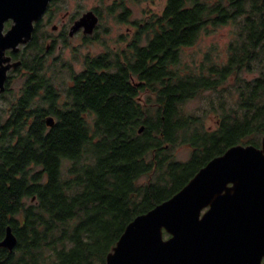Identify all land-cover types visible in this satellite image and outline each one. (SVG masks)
<instances>
[{"label":"trees","instance_id":"trees-1","mask_svg":"<svg viewBox=\"0 0 264 264\" xmlns=\"http://www.w3.org/2000/svg\"><path fill=\"white\" fill-rule=\"evenodd\" d=\"M99 6L130 19L125 0ZM144 13L116 47L89 36L107 48L88 52L78 72L49 64L35 38L20 89L7 96L9 80L0 92V240L9 225L17 237L13 249L0 246V264H106L136 215L229 147L260 146L264 0H166ZM226 24L233 36L222 59L214 46L185 59L203 33ZM206 91L217 92L208 107L186 108ZM211 111L215 126L206 124ZM180 145L191 149L186 161L175 154Z\"/></svg>","mask_w":264,"mask_h":264},{"label":"water","instance_id":"water-1","mask_svg":"<svg viewBox=\"0 0 264 264\" xmlns=\"http://www.w3.org/2000/svg\"><path fill=\"white\" fill-rule=\"evenodd\" d=\"M50 0H0V92L6 90L11 62L32 38L34 23ZM14 21L5 30V22ZM93 9L75 22L92 33ZM47 117V124H54ZM143 127L140 128V131ZM165 231L168 233L165 236ZM9 225L0 246L13 249ZM264 260V136L260 146L235 144L215 156L170 198L136 215L125 227L106 264H262Z\"/></svg>","mask_w":264,"mask_h":264},{"label":"rangeland","instance_id":"rangeland-1","mask_svg":"<svg viewBox=\"0 0 264 264\" xmlns=\"http://www.w3.org/2000/svg\"><path fill=\"white\" fill-rule=\"evenodd\" d=\"M113 1L114 0H55L52 4L51 11L48 12V15L45 16V21H47L49 17H52V21L46 27V30H51V26L54 24L59 25L63 21H68L70 17L75 15L76 13H81L96 6L100 8L101 6L99 5L102 4H105L107 6ZM125 3H127V5H129L131 9L130 19H141L145 14L144 9L147 7L151 8L154 11L161 12L166 3V0H125ZM107 9V7L102 8V29L99 31L98 37L101 40H106V44H108L110 47H116V45L119 44L117 40L122 34L125 33L130 38L134 31L132 25L120 21L116 18L115 15H109ZM116 13L119 14V11H117ZM232 31V25L226 24L218 27V29L214 31L203 33L199 41L195 45L187 47L185 49V59L190 60L194 56V58L199 61L203 57L204 53L210 51L211 47L213 46L216 47L215 51H212L213 54L219 55L222 59V57H224L227 53V46L233 36ZM71 42L72 44L68 43V46L61 43V46H58V48H56L54 56H59V65H61L63 62L67 65H70V63L78 62V57L82 56L81 53L83 47L84 52L86 53L104 52L107 48L102 42L98 41H94L92 43L88 42V45H85L83 47L79 44L80 41L78 39H75ZM77 66L80 69V63H78ZM61 73L63 79H65L66 77L68 78V67H64ZM243 75L247 78H252L254 75H256V73L246 71L243 73ZM233 82L234 80L232 79L228 83L232 84ZM21 84L22 80L20 78L15 79V81L11 82L10 88L14 90L12 92H9L7 96L13 97L15 95V92L20 89ZM216 95L217 92L206 91L202 95L190 99L186 103V108L190 111L202 112L203 108L208 107L211 98H216ZM215 119V114L211 111L207 115L206 124L208 126H215ZM175 154L177 158L186 161L190 158L191 149L188 145H180L177 147Z\"/></svg>","mask_w":264,"mask_h":264},{"label":"flooded vegetation","instance_id":"flooded-vegetation-1","mask_svg":"<svg viewBox=\"0 0 264 264\" xmlns=\"http://www.w3.org/2000/svg\"><path fill=\"white\" fill-rule=\"evenodd\" d=\"M54 1L55 0L49 1V4L44 14L40 17L38 21L34 23V30L32 33L31 40L28 43L21 45L20 49L17 51L14 50L13 48H8L6 50V54L11 57V62L20 61V64L17 67H11V69L8 71V79L6 82V86L9 80L11 83L15 81V79H18V78L25 79L27 75V69L24 66V62L26 58L31 54L29 44H31V41H33L35 38L37 39V42L40 46L43 45V48H42L43 53L41 54V56H44L47 62H49V64H52L55 62L59 63V56L58 55L54 56V53L56 52L55 51L56 48H58V46L59 47L61 46V43L68 46V43L72 44L71 41L78 39L80 41L79 44L83 47L85 45H88L89 36H93L99 33L102 15L99 13V10H96L94 7L92 9L98 15L99 21L97 25L95 26L92 33H88L85 26H81L72 32V28L75 22L77 21V19H79L83 15L85 11L81 13H76L75 15L71 16L68 21H63L59 25L58 24L52 25L51 30H46V27L52 21V17H49V19L45 21V16L48 15V12L51 11L52 4ZM128 8L130 9L129 5H128ZM122 22L132 25L133 31H135L136 24H137L136 20L127 19V20H122ZM13 23L14 21L12 19H8L5 22V30L10 28L13 25ZM81 54L82 56L78 57V60H79L78 62L70 63V65H68L74 71H77V72L81 71L84 68L85 58L87 54L86 52H84V47L82 48ZM78 63H80L81 65L80 69L77 66ZM49 73H51V69L49 70Z\"/></svg>","mask_w":264,"mask_h":264}]
</instances>
